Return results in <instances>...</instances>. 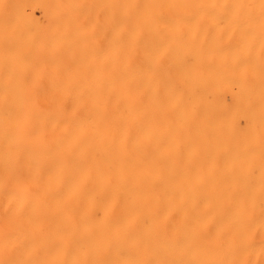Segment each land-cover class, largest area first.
Returning <instances> with one entry per match:
<instances>
[{"label":"bare ground","instance_id":"obj_1","mask_svg":"<svg viewBox=\"0 0 264 264\" xmlns=\"http://www.w3.org/2000/svg\"><path fill=\"white\" fill-rule=\"evenodd\" d=\"M0 264H264V0H0Z\"/></svg>","mask_w":264,"mask_h":264}]
</instances>
